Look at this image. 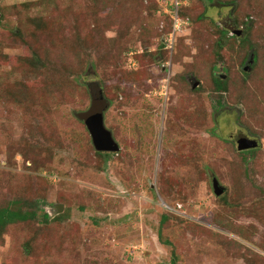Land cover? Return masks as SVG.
<instances>
[{
  "label": "rangeland",
  "instance_id": "374dc122",
  "mask_svg": "<svg viewBox=\"0 0 264 264\" xmlns=\"http://www.w3.org/2000/svg\"><path fill=\"white\" fill-rule=\"evenodd\" d=\"M171 2L0 0V264H264V0Z\"/></svg>",
  "mask_w": 264,
  "mask_h": 264
},
{
  "label": "water",
  "instance_id": "95a60500",
  "mask_svg": "<svg viewBox=\"0 0 264 264\" xmlns=\"http://www.w3.org/2000/svg\"><path fill=\"white\" fill-rule=\"evenodd\" d=\"M235 33L239 34L240 30H234ZM107 108V103L104 102L102 94H100V99L94 101L93 107L89 113L85 115V123L88 130L92 136L93 144L98 151L104 152H117L120 147L117 141L114 139L112 132L105 125L104 111ZM258 145L257 140L249 139L242 136L238 143L239 150H246ZM213 186L217 195H220L222 190H219V185L214 182ZM56 209L61 211L63 209L62 205H57Z\"/></svg>",
  "mask_w": 264,
  "mask_h": 264
},
{
  "label": "trees",
  "instance_id": "16d2710c",
  "mask_svg": "<svg viewBox=\"0 0 264 264\" xmlns=\"http://www.w3.org/2000/svg\"><path fill=\"white\" fill-rule=\"evenodd\" d=\"M209 1L211 4L214 3V0H207ZM221 4V3H219ZM172 29V25L170 26L169 30L166 32V34ZM222 36H228V29L226 27H223L222 29ZM238 36H241L238 34ZM239 39H243V37H239ZM161 47H162V53L166 56L167 58V54L169 53L167 49H165V45H164V42L163 40L161 41L160 43ZM169 58V56H168ZM220 81H217L218 84H220ZM106 111V110H105ZM104 111V113H105ZM255 149L252 148V149H246V150H242V151H254ZM97 153H99L101 156H105V155H108L112 152H104V151H98L96 150ZM106 157V156H105ZM213 183V182H212ZM213 185V184H212ZM46 218H48V214H45ZM29 217V215L25 214V213H22L18 210H14L12 208H9V207H4V208H1L0 209V229L6 225L7 222H11L13 220L15 221H18V220H26L27 218ZM166 219V217H165ZM164 220V219H163Z\"/></svg>",
  "mask_w": 264,
  "mask_h": 264
},
{
  "label": "built area",
  "instance_id": "2783aa9c",
  "mask_svg": "<svg viewBox=\"0 0 264 264\" xmlns=\"http://www.w3.org/2000/svg\"><path fill=\"white\" fill-rule=\"evenodd\" d=\"M171 6H172V9L170 12V16L173 21L172 29L169 31L168 36L164 40L165 49H167L168 52L170 53L169 58H168L169 60L166 61V63L169 65H170L171 58H172L171 55L173 54V48L176 44V39L180 35V33L183 31L184 24L187 23V21H185V19H183L179 14L181 0H172Z\"/></svg>",
  "mask_w": 264,
  "mask_h": 264
}]
</instances>
